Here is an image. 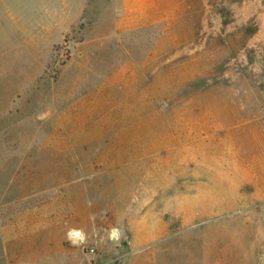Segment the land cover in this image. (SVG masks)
I'll use <instances>...</instances> for the list:
<instances>
[{
    "label": "rangeland",
    "instance_id": "374dc122",
    "mask_svg": "<svg viewBox=\"0 0 264 264\" xmlns=\"http://www.w3.org/2000/svg\"><path fill=\"white\" fill-rule=\"evenodd\" d=\"M0 264H264V0H0Z\"/></svg>",
    "mask_w": 264,
    "mask_h": 264
},
{
    "label": "water",
    "instance_id": "95a60500",
    "mask_svg": "<svg viewBox=\"0 0 264 264\" xmlns=\"http://www.w3.org/2000/svg\"><path fill=\"white\" fill-rule=\"evenodd\" d=\"M126 244H128L129 242L128 241H125Z\"/></svg>",
    "mask_w": 264,
    "mask_h": 264
}]
</instances>
